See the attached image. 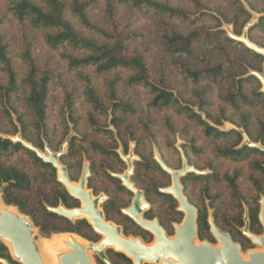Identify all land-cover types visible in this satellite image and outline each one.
Returning a JSON list of instances; mask_svg holds the SVG:
<instances>
[{"label":"trees","instance_id":"1","mask_svg":"<svg viewBox=\"0 0 264 264\" xmlns=\"http://www.w3.org/2000/svg\"><path fill=\"white\" fill-rule=\"evenodd\" d=\"M4 1L12 19L40 32L49 47L63 49L61 56L66 61L67 71L77 73L83 84L81 93L61 89L62 99L56 100L55 90L51 87V74L39 71L29 44L21 53L27 72L19 80L10 42L2 31L5 15L0 16V64L7 76V82L0 84V194L5 204L27 215L43 236L75 233L93 242L101 238L86 219L71 221L49 210L50 207H59L61 203L67 208L78 207L80 202L58 180L57 170L51 164L45 163L22 142H14L6 136L21 132L25 141L40 150L45 151L48 144L52 151L58 152L70 133H73L67 151L60 157V163L67 167L71 181H78L86 156L90 162L89 187L94 189L95 194L104 192L108 196L105 204L107 219L121 222L119 216L122 214L116 213L112 206H117L119 211L120 207L128 205L131 196L121 181L112 175L122 173L126 168L118 152L121 144L127 154L130 143H135L134 152L140 159L134 162L132 181L144 190L146 200L152 205L147 217L153 218L157 215L154 205L158 201H174V198L160 191L161 187L170 184L171 179L154 158L152 147L156 148L169 167L178 169L181 165L179 163L176 167L171 161L167 147L172 148L179 158L180 151L169 139L166 144L161 140L158 126L164 125L169 135L185 131L182 136L185 141L181 147L192 165L195 162L190 150L197 146V137H186L189 131H200L207 135L206 138L212 139H224L237 134L238 142L242 140L240 129L252 136L255 133L254 126L258 124L259 133H264V115L257 111L264 112V92L261 91V81L251 73L263 72L264 56L230 37L223 28L224 24H229L235 35L243 34L253 15L242 0H225L238 9L232 17L217 9L216 14L208 15L204 12L201 0H191L199 8L195 12L163 0H104L105 25L90 14L98 6V0ZM246 1L250 9L257 10L251 0ZM124 6L129 7L132 13L122 23L118 18ZM138 15H152L166 29L161 33L163 46L171 54L179 72L192 83L195 100H182L179 88L169 83L167 72L154 70L149 58L152 50L139 46L147 37V32L133 28L135 16ZM207 15L211 17L210 20L216 21L215 25L203 23ZM167 18L185 23V28L181 30L171 26L166 22ZM259 29L264 33V14L248 30L249 40L264 47V43L253 37ZM228 46L244 49L255 63L231 55ZM212 51L219 56L218 59L212 56ZM187 60L199 64L189 65ZM87 69L93 73L86 72ZM94 74L109 78L100 85L93 78ZM214 85L219 86L218 97L221 99L216 109L212 107L211 98ZM136 87L149 95L146 106L141 107L133 99L130 89ZM21 94H24L28 110H17L12 103L13 97ZM57 102L58 105H53ZM79 103L85 106V111H80ZM194 106L203 111L205 116ZM150 109H173L189 121L177 129L171 114L165 112L163 123V118ZM83 120L91 128L89 132L112 138V142L91 138L89 132L81 130ZM226 122L234 127L221 128ZM189 123L191 127H188ZM251 138L264 144V136ZM143 177L147 185L142 184ZM187 177L183 178L184 184H187ZM189 177L198 176L190 174ZM124 196L128 201L122 204ZM255 212L252 211L251 217L257 219ZM202 231L201 228V238L204 237ZM125 232H130L126 225ZM137 234L145 236L146 241L151 240L147 232L139 230ZM108 255L112 264H132L122 253L110 251ZM0 258L11 264H21L13 258L9 247L1 239ZM98 264L106 263L99 259Z\"/></svg>","mask_w":264,"mask_h":264},{"label":"water","instance_id":"2","mask_svg":"<svg viewBox=\"0 0 264 264\" xmlns=\"http://www.w3.org/2000/svg\"><path fill=\"white\" fill-rule=\"evenodd\" d=\"M256 19L257 15L255 14L246 24L241 36L235 35L232 28L229 26L226 25V27L230 37L244 43L250 49L264 56V47L258 46L248 38V30ZM251 73L261 81V90L264 92V74L258 71H252ZM72 134L73 133L67 137L58 152L52 151L48 144L45 146V151L40 150L31 143L25 141L22 138L21 132L18 133L17 136H6L14 142H22L23 145L35 151L45 163L51 164L57 170L58 180L67 188L73 197L81 200L84 206L68 209L61 203L59 207H50L49 210L71 221L90 217L91 221L89 222L94 229L102 236L104 235L100 242H88V244L84 246L69 233L71 235H69L70 237H68V240L71 241L72 246L70 249L67 248V246V250L60 251L56 254L55 264H96L90 255L91 250L95 251L102 260L110 264L105 251L113 243L119 247L118 249H123V251H125L124 253L134 260V264H143L144 261L152 264H160L161 262H163V264H264V251H250L246 259L242 255L241 247L235 244L230 236L226 234L215 232L218 239L221 241V247L219 248L211 246L208 242L195 244L197 214L183 194L180 178L189 172L198 171L188 166L184 156L183 168L181 170H173L164 163L158 151H155V159L164 170L171 174L173 180L172 187L165 188L162 191L173 194L180 201L181 209L187 212L184 225L182 227L176 226V237L174 239H169L165 230L159 225L158 220L146 221L141 216L142 211L147 208V204L142 202L144 199L143 192L137 189L130 181V176L134 171L132 163L134 155L130 153L129 157H125L122 147L119 152L122 158L128 163L129 168L124 174L118 175V177L135 193L132 206L125 210V213L131 215L142 227L158 234L155 243L151 246H146L141 238H124L122 236L121 227L108 222L104 212L99 208L105 196L100 195L98 198H93L92 192L86 190L89 176L88 162L85 161L84 163L83 172L78 182L79 184L75 186V189L72 185L67 167L60 163V157L65 153ZM245 141L251 147H258L264 150V147L260 144L252 143L247 136ZM5 205L4 208L0 209V239L5 244L8 242L11 245L12 251H10L13 258L21 264H51L44 261L41 256L35 239L36 227L30 218L21 213L16 207H14L15 209L12 211L9 209L11 206ZM261 219L264 221L263 212L261 214ZM245 233L252 238L255 243L264 245V237L258 238L248 233L247 229ZM171 258L175 259L176 262L170 261ZM0 263L11 264L4 258H0Z\"/></svg>","mask_w":264,"mask_h":264},{"label":"rangeland","instance_id":"3","mask_svg":"<svg viewBox=\"0 0 264 264\" xmlns=\"http://www.w3.org/2000/svg\"><path fill=\"white\" fill-rule=\"evenodd\" d=\"M98 6L94 7L90 14L91 16L98 21L101 24L105 25L104 22V16H103V5L104 0H98ZM167 1L170 4L178 7H183L186 10L195 12L199 11V8L194 5V3L191 0H163ZM245 7H247L248 10L252 13L254 16L257 15V19L264 14V0H251V3L256 7L257 10H252L249 8L248 3L246 0H242ZM204 12L208 13V15H214L216 14V9L219 10L221 13H225L229 17H232L238 9L234 4L231 2L225 1V0H201ZM132 13V10L129 7H121L120 14L118 20L122 23H125L129 17V15ZM5 15L6 22L4 23V27L2 28V31L6 37V40L10 42V49H11V56L13 59V63L15 64L16 68L18 69V77L19 80L26 75L27 72V65L21 58V53L23 52L26 45H30L34 51L36 62L39 67V71L41 73L48 71L51 74L52 77V88L55 90L56 93V100L61 101L62 95H61V89H67L69 91L78 92L81 93L83 90V84L80 80V76L77 73H69L67 70V64L66 61L62 58L61 53L63 49H53L49 47L40 32H37L30 28L29 26H26L24 24H21L14 19L11 18V15L9 11L7 10V4L4 0H0V16ZM206 16V20H203V23H207V25H215V20H210V16ZM255 21V22H256ZM166 22L170 24L171 26L176 27L177 29H184L185 23L181 21L176 20H170L166 19ZM254 22V23H255ZM227 26L232 28L229 24H224L223 28L228 32ZM133 28L136 30H145L147 32V37L139 43V46L149 47L152 51L149 55V58L151 60L152 66L154 67V70L156 72H160L164 70L167 72V77L169 80V83L173 85L176 88H179V92L181 95V99L183 100H195V93L192 83L187 81L185 77L179 72L176 63H174V60L169 52L165 50V47L163 46L162 40H161V33L165 31L166 29L159 23V21L154 18L152 15H138L135 16V23L133 25ZM253 37L255 40L264 43V33L263 31L256 30L253 34ZM228 49L231 52V55L240 56L245 58L247 61H251L252 63H255V60L247 53L244 49L240 48H234L231 46H228ZM212 56L215 59H218L219 56L215 54L214 51L211 52ZM189 65H197L198 62H195L193 60H187L186 61ZM263 70H264V64H263ZM86 72H92L91 69L85 70ZM96 81L99 82L100 85H103L102 82L105 79H108L109 77H102L98 74H94L93 77ZM7 82V76L6 73L2 70V65L0 64V84H5ZM221 84L220 86H222ZM218 85H214L212 87V94L211 98L213 99L212 107L217 108L218 105L221 103V99L218 97ZM262 89V88H261ZM262 91V90H261ZM263 92V91H262ZM130 93L133 95V99H135L138 102V105L146 106L147 103L150 100L149 95L146 93L145 90L140 88H132L130 89ZM12 103L14 107L17 110H26L27 106L24 102V94L21 95H15L13 97ZM53 103V102H52ZM59 103H54L53 105H58ZM80 111H85V106L82 103L78 104ZM194 108L199 112V108L197 106H194ZM212 108V109H213ZM28 110V109H27ZM53 110L54 107H53ZM150 111L154 112L158 117L163 118V123L165 120V112L167 114H171L173 118V123L175 124L177 129L182 128L185 126V122L189 121L186 120L185 116L178 115L177 112L173 109L168 110H154L150 109ZM260 115H264V112L257 110ZM256 111L253 113L255 114ZM203 116H205L204 112H200ZM16 116V114H14ZM146 115V114H144ZM264 119V117L262 118ZM130 120H137L136 118H130ZM159 127V135L161 137V140L166 144L168 139L172 141L175 144V147H177L179 150L181 147V144L185 141L182 139V136H184L185 131H178L175 134L169 135L168 132L165 130L164 125H160ZM188 127H191L190 123ZM234 125L226 122L224 123V126L221 128L229 129L233 128ZM113 128V127H111ZM260 126L258 124H255L254 131L255 133H259ZM81 130L85 133H88L91 128L89 127L88 123L83 120ZM200 131H189L188 136L186 137H192L196 136V144L200 147L204 148V153L199 156V162L197 164L203 168L205 171L209 170L208 163L210 162V159L212 155L214 154L213 148L216 147V144H214L213 140L206 139V137H203L199 134ZM71 134V133H70ZM18 135V134H17ZM15 135V136H17ZM74 135V134H73ZM89 136L93 139H102L104 142L111 143L112 138L104 137L102 134H96L89 132ZM171 138V139H170ZM65 142V141H64ZM63 142V143H64ZM69 145V144H68ZM68 146L66 147L67 151ZM135 148V143H130V149L133 154ZM152 150H154V158H155V151L156 148L152 147ZM65 151V152H66ZM149 153V150H146ZM192 156L197 159V155H194V153L191 150ZM86 154V153H85ZM167 154L169 155L171 161L174 163V166L178 167L180 163L179 155L172 150V148L167 147ZM93 156V154H91ZM140 158L135 154L133 162L139 160ZM87 160V157H84V161ZM123 161V160H122ZM124 162V161H123ZM229 166H222V169L225 170ZM115 173H112V175ZM156 175V174H155ZM163 182H167L166 180H163ZM142 184L147 185L148 182L145 180V177H143ZM241 186L247 194H253L254 189L250 187L247 183L242 181ZM193 184H191V188H189V191H191L192 197H201L203 195L202 186L195 187ZM216 191L224 190L221 186L217 185L214 187ZM123 197V196H122ZM0 198L2 199V196L0 194ZM125 200H122V202L126 203L128 198L124 196ZM3 202V201H2ZM231 202V201H230ZM122 203V204H124ZM155 212L160 215L161 217L168 218V217H174L176 216L174 214V210H172V204L170 201H158L154 205ZM120 217V216H119ZM31 220V219H30ZM33 222V221H32ZM34 224V223H33ZM36 227V225L34 224ZM57 234H53L50 237H45L40 232L39 228L36 227V244L39 248V251L41 253L42 258L44 261L55 264L56 263V254L60 251H65L67 248L63 245L64 239L60 238L59 236H56ZM60 241V242H59ZM60 243V244H59ZM257 250H259V247H256ZM11 252V251H10ZM246 256V253L244 254ZM93 260L97 264L98 260L96 258V255L93 257Z\"/></svg>","mask_w":264,"mask_h":264},{"label":"flooded vegetation","instance_id":"4","mask_svg":"<svg viewBox=\"0 0 264 264\" xmlns=\"http://www.w3.org/2000/svg\"><path fill=\"white\" fill-rule=\"evenodd\" d=\"M261 73L264 74V70ZM240 133L242 135V140L239 142H238L237 134H232L230 137L224 139L208 138L210 140H213L214 144H216V147L213 148L214 154L212 155L210 162L208 163V167H209L208 171H205L197 164V162H199L198 159L199 156H201L204 153V148L198 145L192 149L194 155H197V159L193 157L195 164L192 165L189 163L185 151L182 148H180L179 150L181 165L178 169H173L169 167L165 162L164 163L173 170H181L183 168V156H184L187 160L188 166L198 171V172H189L180 178V182L183 187V194L187 198V201L195 209L197 214V218H196L197 232H196L195 244L196 242L198 243L208 242L211 246L215 248L216 247L219 248L221 247V241L218 239L215 232H219L220 234H226L230 236L231 240L235 244L241 247L242 255L244 256V258L247 259L248 252L250 251H256V252L264 251L263 244L255 243L252 240V238H250L245 233V230L247 229L248 233L255 235L258 238L264 237V221L261 219V214L262 212L264 213V150L258 147L249 146L248 143L245 141V139L247 136L252 143L260 144L262 147H264V144L261 141L258 140L253 141L251 138V137L257 138L264 136V133H253L252 136L247 134L244 130L240 131ZM199 134L202 135L203 137L207 136L205 135V133L199 132ZM122 147L123 145L121 144L120 148L118 149V152ZM123 151H124V147H123ZM130 153L133 152H131V149L129 147V152L127 154H125L124 152V156L129 157ZM119 155L121 160H123L124 163L126 164V168L122 173H115L113 174V176L119 179L121 181V185H123L126 188V190L131 194L130 201L128 202L127 206L120 207L119 211L117 209V206L115 205L112 206L113 209L116 211V213L122 214V216L119 217V221L121 222L107 219L105 213V204L108 200V196L104 192L95 194L94 189L89 187L90 162L88 159L85 160L88 162V168H89V176H88V183L86 189L92 192L93 198H98L100 195L105 196V199L104 201H102V203H100L99 208L104 212L105 218L108 222L113 223L115 226L121 227L122 236L124 238L126 239H130L131 237H133L134 239L141 238L143 242L146 244V246L152 245L156 240L157 233L156 232L153 233L152 231L142 227L131 215L125 213V210L129 209L132 206L133 199L135 198V193L131 191L124 184L121 178L118 177V175L124 174L129 168L128 163L122 158L120 152ZM85 161H83L82 172ZM132 163L134 166L133 160ZM223 165L229 167L223 170L222 169ZM133 174L130 176V181L134 184V186L137 189L143 192L144 199L142 202L144 204H147V208L142 211L141 216L146 221L158 220L159 225L165 230L168 238L174 239L177 235L176 226L182 227L184 225V221L187 217V212L181 209L180 201L173 194L162 191L165 188L172 187L173 180L171 174L168 173L171 179L170 184L168 186L160 188V191L162 193L168 194L174 198V201H171L169 199H164L165 202L170 201V203L172 204V210H174L173 212L176 215L174 217H168V218L161 217L158 214L155 215L153 218L147 217V212L152 208V205L150 202L146 200L144 190L137 187L136 184L132 181ZM190 174L197 175L198 177L191 178L189 177ZM208 175L210 176L208 177ZM185 177H187L188 179L187 184L183 183V178ZM79 181L80 179L78 181H73V182H79ZM242 181H244L254 189V193L252 195L251 194L249 195L246 192H244L241 186ZM191 184H193L195 187L202 186L203 195H201V197H195V198L192 197L191 191H189V188H191ZM217 185L224 188V190L216 191L214 187ZM79 202H80V206L78 207H84L82 201L79 200ZM78 207H74V208H78ZM68 209H73V208H68ZM252 211H256L255 215L257 219L251 217ZM113 214L115 215L114 211ZM81 219H86L89 222L87 218H81ZM125 225L129 228L130 231L129 233L125 232ZM201 228L203 229L201 233L204 236L203 238H201L199 234ZM139 230L150 234L149 237L151 238V240L146 241L145 236L141 234H137V231ZM94 231L101 236L100 240L98 241L100 242L104 236L98 233L95 229ZM59 234H66V233H59ZM71 234H75V233H71ZM146 236L148 235L146 234ZM79 237L84 239L81 236ZM84 240L88 242H93L87 239ZM98 242H94V243H98ZM256 247H259L260 249L257 250ZM118 248L119 247L115 243H113L112 245L109 246V248L106 249L105 253L108 257L110 264H112L108 255V252L110 251L124 254L132 261V264H134V260L131 257H129L126 253H124L125 251H123V249H118ZM245 253L246 256L244 255ZM95 255L97 260L100 259L101 261L106 263L104 260H102L99 257L97 253H95V251H93L91 253V256L94 257ZM119 259L120 258H118V261ZM171 260L176 262V260L173 258H171L170 261ZM143 264H152V263L144 261Z\"/></svg>","mask_w":264,"mask_h":264},{"label":"bare ground","instance_id":"5","mask_svg":"<svg viewBox=\"0 0 264 264\" xmlns=\"http://www.w3.org/2000/svg\"><path fill=\"white\" fill-rule=\"evenodd\" d=\"M78 182H73L72 181V185L74 186V189H75V186H78ZM87 190V189H86ZM88 191V190H87ZM6 205H5V203L4 202H2V199L0 198V209H2V208H4ZM9 209L10 210H14L15 208H14V206H11V207H9ZM88 219H89V221H91V218L90 217H87ZM69 235H71V234H58V235H56V236H59L60 238H62V239H64L65 241L63 242V245L65 246V247H67V248H69L70 249V247L72 246V244H71V241H69L68 240V237H70ZM73 235V237L78 241V242H80L82 245H87L88 244V241H85L84 239H82V238H80L79 236H77V235H75V234H72ZM104 236V235H103ZM157 236H158V234H156V239H157ZM156 241V240H155ZM60 242V241H59ZM155 243V242H154ZM153 243V244H154ZM6 244L8 245V247H9V249L12 251V247H11V245L8 243V242H6ZM60 244V243H59ZM152 244V245H153ZM196 244H199L198 242H196ZM114 246V245H113ZM149 246H151V245H149ZM71 250H72V248H71ZM93 251L91 250L90 251V255H91V253H92ZM93 258V257H92ZM248 258V257H247ZM172 261V260H171ZM172 262H174V261H172ZM160 264H163V262H161Z\"/></svg>","mask_w":264,"mask_h":264}]
</instances>
